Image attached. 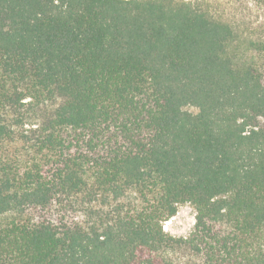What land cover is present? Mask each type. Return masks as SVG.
<instances>
[{"label":"trees","instance_id":"16d2710c","mask_svg":"<svg viewBox=\"0 0 264 264\" xmlns=\"http://www.w3.org/2000/svg\"><path fill=\"white\" fill-rule=\"evenodd\" d=\"M241 12L0 0V264H264V0Z\"/></svg>","mask_w":264,"mask_h":264},{"label":"rangeland","instance_id":"374dc122","mask_svg":"<svg viewBox=\"0 0 264 264\" xmlns=\"http://www.w3.org/2000/svg\"><path fill=\"white\" fill-rule=\"evenodd\" d=\"M197 1V0H188ZM211 4L212 9L219 12L225 18L240 17L242 15L243 7L247 4L248 0H204ZM256 15V14H255ZM196 211L191 204H181L179 206V211L176 216L172 217L170 220L166 221L167 231L173 235L186 236L188 235L193 227V219L196 220ZM169 221L171 223H169Z\"/></svg>","mask_w":264,"mask_h":264},{"label":"clouds","instance_id":"9594fccd","mask_svg":"<svg viewBox=\"0 0 264 264\" xmlns=\"http://www.w3.org/2000/svg\"><path fill=\"white\" fill-rule=\"evenodd\" d=\"M193 224L195 223V220L193 219ZM169 223H171L170 221H169ZM165 230L167 231V224L165 225Z\"/></svg>","mask_w":264,"mask_h":264}]
</instances>
